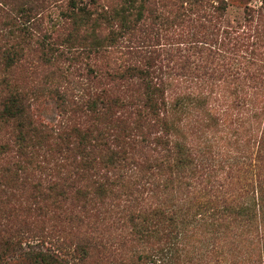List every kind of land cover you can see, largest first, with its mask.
I'll list each match as a JSON object with an SVG mask.
<instances>
[{
  "label": "rangeland",
  "instance_id": "rangeland-1",
  "mask_svg": "<svg viewBox=\"0 0 264 264\" xmlns=\"http://www.w3.org/2000/svg\"><path fill=\"white\" fill-rule=\"evenodd\" d=\"M130 1L0 0V52L8 49L14 61L0 62V109L6 95L19 93L33 119L52 131L83 129L90 124L81 116L83 104L94 94L126 103L114 108L117 115L136 107L141 88L124 71L149 68L163 93L167 137L199 165L198 183L188 174L174 178L184 181L172 185L175 199L197 203L201 191L211 198L215 192L219 202H245L264 175V0ZM15 135L13 123H0V169H9L0 172V201L10 193L8 206L24 205L20 193L48 179L53 164L42 152L28 165L18 159ZM106 174L117 189L116 175ZM11 175L19 178L12 188ZM106 203L105 220L121 221L127 198ZM117 227L111 236L126 242L128 229ZM35 235L19 234L22 247ZM55 235H46L53 245L61 241ZM199 241L201 249L222 251L213 262L245 256L229 243L215 245L208 234ZM122 251L123 264H134L138 251Z\"/></svg>",
  "mask_w": 264,
  "mask_h": 264
},
{
  "label": "trees",
  "instance_id": "trees-1",
  "mask_svg": "<svg viewBox=\"0 0 264 264\" xmlns=\"http://www.w3.org/2000/svg\"><path fill=\"white\" fill-rule=\"evenodd\" d=\"M0 62L6 67L14 62L8 49L0 52ZM124 72L141 88L136 107L117 115L114 108L124 109L126 103L94 94L83 104L81 116L90 122L83 129L52 131L33 119L19 93L5 96L0 123L14 124L17 158L28 165L42 152L53 164L46 169L48 179L39 178L28 192L23 188L19 196L26 194L24 205L8 206L10 193L0 201V235L9 233L7 239L0 237V264H123V247L138 251L134 264H264V175L243 203L219 202L215 192L211 198L201 191L197 203L185 201V195L176 200L179 191L172 185L184 181L174 178L188 174L198 183L199 165L188 149L167 137L163 93L149 68ZM131 115L134 120L128 123ZM106 173L116 175L117 189ZM12 176L11 188L19 180ZM119 194L128 204L120 210L121 221L109 222L102 215L106 202ZM119 224L128 229L124 243L110 234ZM12 231L20 237L33 233L37 239L23 248L22 238ZM47 234H57L61 241L53 245ZM205 234L215 245H234L232 252H245L244 258L213 262L214 254H223L216 246L198 247Z\"/></svg>",
  "mask_w": 264,
  "mask_h": 264
}]
</instances>
